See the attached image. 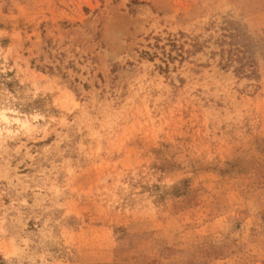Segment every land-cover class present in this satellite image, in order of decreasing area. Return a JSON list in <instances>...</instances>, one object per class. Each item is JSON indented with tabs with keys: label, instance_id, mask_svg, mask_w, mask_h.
<instances>
[{
	"label": "rangeland",
	"instance_id": "rangeland-1",
	"mask_svg": "<svg viewBox=\"0 0 264 264\" xmlns=\"http://www.w3.org/2000/svg\"><path fill=\"white\" fill-rule=\"evenodd\" d=\"M0 264H264V0H0Z\"/></svg>",
	"mask_w": 264,
	"mask_h": 264
}]
</instances>
